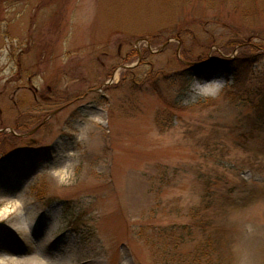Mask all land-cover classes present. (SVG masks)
<instances>
[{"label": "rangeland", "instance_id": "374dc122", "mask_svg": "<svg viewBox=\"0 0 264 264\" xmlns=\"http://www.w3.org/2000/svg\"><path fill=\"white\" fill-rule=\"evenodd\" d=\"M194 76L223 89L196 96ZM100 111L108 123L77 140ZM69 161L60 183L51 169ZM9 252L14 264H264V0H0Z\"/></svg>", "mask_w": 264, "mask_h": 264}, {"label": "clouds", "instance_id": "9594fccd", "mask_svg": "<svg viewBox=\"0 0 264 264\" xmlns=\"http://www.w3.org/2000/svg\"><path fill=\"white\" fill-rule=\"evenodd\" d=\"M223 80L222 78H216L213 80H202L200 77H192L191 80V89L196 96L200 97H215L220 94L223 89ZM108 120L105 118L102 111L97 112L94 115L87 117L86 121L80 125V134L77 136V140L85 139L89 128L92 125H106ZM73 155V153H69ZM51 174L55 177L60 183H64L69 180L73 175L72 162L69 161L67 165L62 168H53L51 169ZM19 207V203L15 205ZM0 264H14V261L0 260Z\"/></svg>", "mask_w": 264, "mask_h": 264}, {"label": "trees", "instance_id": "16d2710c", "mask_svg": "<svg viewBox=\"0 0 264 264\" xmlns=\"http://www.w3.org/2000/svg\"><path fill=\"white\" fill-rule=\"evenodd\" d=\"M182 64V67L184 68V69H187L188 70V72L189 73H191L192 71H195V70H199V69H201L200 67H199V65H196V63H187V62H183V63H181ZM230 69V68H229ZM199 76V75H198Z\"/></svg>", "mask_w": 264, "mask_h": 264}, {"label": "bare ground", "instance_id": "6f19581e", "mask_svg": "<svg viewBox=\"0 0 264 264\" xmlns=\"http://www.w3.org/2000/svg\"><path fill=\"white\" fill-rule=\"evenodd\" d=\"M11 255H12L11 252H9V253H7V254L4 253V255H3V253H1V254H0V260H5V261H6L7 258L11 257Z\"/></svg>", "mask_w": 264, "mask_h": 264}]
</instances>
